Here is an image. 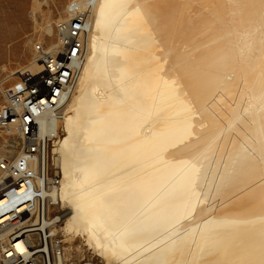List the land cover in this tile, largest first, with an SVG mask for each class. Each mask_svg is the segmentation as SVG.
Returning <instances> with one entry per match:
<instances>
[{
    "label": "bare ground",
    "instance_id": "obj_1",
    "mask_svg": "<svg viewBox=\"0 0 264 264\" xmlns=\"http://www.w3.org/2000/svg\"><path fill=\"white\" fill-rule=\"evenodd\" d=\"M52 25L39 31L56 39ZM74 85L42 120L58 137L36 167L58 169L47 192L69 252L79 239L104 264H264V0H96ZM33 211L48 236L52 204Z\"/></svg>",
    "mask_w": 264,
    "mask_h": 264
},
{
    "label": "built area",
    "instance_id": "obj_2",
    "mask_svg": "<svg viewBox=\"0 0 264 264\" xmlns=\"http://www.w3.org/2000/svg\"><path fill=\"white\" fill-rule=\"evenodd\" d=\"M95 3L96 0L70 1L66 16L55 25V44L49 47L40 40L33 44L32 58L39 67L21 70L15 80L2 86L0 132L20 138L21 149L17 156L3 157L0 162L7 175L5 183L0 184V199L11 197L9 203L13 207L9 218H0V264H73L61 232L65 211L60 208L56 194L47 192L58 186L59 176L50 173L48 177L43 168L39 171L36 167L49 144L58 137L57 126L46 130L42 120L51 117L57 123L63 117L75 87L74 75H80L86 59ZM42 107H49V114H42ZM44 182L45 194H38V187H44ZM35 200L49 201L56 212V221L53 229H48V236H41L39 231L43 219L33 222ZM6 206L0 203V209ZM12 222L17 224L7 230ZM18 241L24 245L23 249L15 246ZM77 264L97 262L87 259Z\"/></svg>",
    "mask_w": 264,
    "mask_h": 264
},
{
    "label": "rangeland",
    "instance_id": "obj_3",
    "mask_svg": "<svg viewBox=\"0 0 264 264\" xmlns=\"http://www.w3.org/2000/svg\"><path fill=\"white\" fill-rule=\"evenodd\" d=\"M33 1L34 0H0V102L2 101V86H6L15 80L12 76L18 75V73L13 74L12 72L23 67L30 59H32L33 44L35 41L40 40L48 44L49 39H55L54 34L48 36L46 33L44 34L39 31L44 22V18L48 15L51 17L53 24V27L51 28L54 29L56 25V22H53L54 19L60 16H65L64 9L68 0H40L41 4L39 9L36 10V13L32 12ZM52 17L54 19H52ZM34 18H36V20ZM2 144L4 147H2ZM20 144V138L7 136L0 132L1 154H4L9 158L15 157L17 154L16 152L20 149ZM56 169L57 168L51 167L50 173L52 175L55 173L59 174L55 171ZM74 244L77 247L81 246L80 249L77 250L76 247H74V250H70L69 252V249L66 248L67 254L71 253V255H73L71 256L68 254V257L73 264H77L80 261L87 259H92L97 262V264H104L98 255L91 252V250L86 249L83 241L77 239ZM65 245H68L67 242H65Z\"/></svg>",
    "mask_w": 264,
    "mask_h": 264
}]
</instances>
